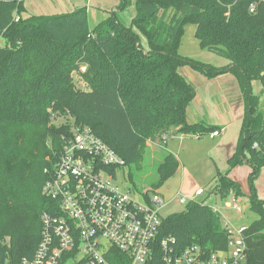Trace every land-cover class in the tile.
<instances>
[{
	"label": "trees",
	"instance_id": "16d2710c",
	"mask_svg": "<svg viewBox=\"0 0 264 264\" xmlns=\"http://www.w3.org/2000/svg\"><path fill=\"white\" fill-rule=\"evenodd\" d=\"M190 23L197 25L200 46L226 58V64L180 53ZM0 34L1 260L18 263L34 253L42 214L58 207L43 191L50 178L46 169L54 166L62 134L73 125L89 126L126 166L141 163L149 140L166 144V133L202 137L218 130L188 120L197 94L181 72L189 65L208 78L230 72L239 82L245 106L239 141L225 169L214 161L217 180L210 193L221 200L246 196L230 174L238 166L251 167V210L259 217L244 231L247 258L241 264H264V199L256 187L264 169V107L253 93L254 80L264 86V0H136L130 24L115 12L93 28L86 6L27 15L25 0H0ZM76 74L90 90L77 87ZM59 117L74 123L68 118L57 125ZM179 165L168 152L155 188ZM170 234L180 249L197 244L209 255L227 250L230 236L221 213L206 200H192L185 210L163 218L161 236Z\"/></svg>",
	"mask_w": 264,
	"mask_h": 264
},
{
	"label": "built area",
	"instance_id": "2783aa9c",
	"mask_svg": "<svg viewBox=\"0 0 264 264\" xmlns=\"http://www.w3.org/2000/svg\"><path fill=\"white\" fill-rule=\"evenodd\" d=\"M255 9L253 4L251 11ZM20 18L16 14L14 19ZM220 133L216 130L212 135ZM173 136L166 133L163 140ZM61 138V151L54 166L46 169L50 178L43 188L58 207L42 214L41 238L31 256L18 263L6 257L0 264H241L246 260L247 226L224 222L230 233L227 250L209 255L197 244L180 249L176 236H161L166 200L158 189L133 192L125 187L118 177L126 161L89 126L73 125ZM204 194L205 189L198 188L193 196L177 195L180 203H188ZM225 204L242 212L237 202ZM212 207L221 213L218 206Z\"/></svg>",
	"mask_w": 264,
	"mask_h": 264
},
{
	"label": "rangeland",
	"instance_id": "374dc122",
	"mask_svg": "<svg viewBox=\"0 0 264 264\" xmlns=\"http://www.w3.org/2000/svg\"><path fill=\"white\" fill-rule=\"evenodd\" d=\"M27 2L34 14L68 12L73 11L77 6H86L88 23L91 28L108 19L115 12L118 13L120 19L124 23L130 24L136 13V0H126L123 9H120L122 0H60L59 2L55 0H28ZM196 29V24L190 23L185 26V32L180 45V53L184 56H189L196 60L212 63L214 65L220 66L226 64L228 62L226 58L200 46V41L196 36ZM3 41V39L0 40L1 43ZM186 68L193 69L189 65H186ZM196 72L202 75L200 72ZM202 77L205 76L202 75ZM75 83L80 89H91L88 83L80 78L78 74L75 75ZM198 84L199 88H201L200 93H202L203 90L200 82H198ZM253 93L262 98L261 106L264 107V86L260 80L253 81ZM242 102L243 98H239L237 94L232 93V96L228 97L224 93H219L214 99L210 97L209 104L205 103L204 108H206L207 112L211 115L213 113L216 114V105L219 112H226V108L229 106L232 107L230 112L233 115L227 112L225 114L232 123L229 128L230 134L227 135V139L224 142L223 137L216 138L212 141L207 134L202 138H195L192 136L183 137L178 133V136L174 135L168 140L167 145L163 144L159 139L149 140L147 142V151L141 163L139 165L132 164L121 169L119 171V181L133 192L142 189L149 191L157 190L155 184L159 179V166L164 160L165 155L168 152H172L178 157L181 168L158 188L166 200L165 206L161 209V214L163 218H165L170 214L185 210L187 203H180L177 194L180 192L187 195L186 191L189 190L188 192L190 193L194 192L199 186L206 188L210 192L217 180L216 167L212 159L216 161L221 168L225 169V157L229 154L232 155L236 150L230 151V146L231 142L235 139V134L237 136V133L239 134L241 130L242 120L237 119V114L242 107ZM68 118L74 123L71 117ZM68 118L59 117L54 122L60 125ZM194 118L191 112L190 120H195ZM206 121L209 124L219 123L218 120L212 121L209 118H207ZM236 141L238 142L237 137ZM131 173L134 181L131 180ZM236 180L242 185L244 192L247 194L246 196L242 198L230 196L227 200H224V202L220 199L219 195L217 197L210 193V197L214 196V200L217 198L218 201L215 203L212 198L206 201L211 206H218L224 222L228 219L234 227H240L242 225L248 226L259 217L256 212L251 210L249 172H246V170H238L236 172ZM256 187L259 196H264V170L256 181ZM227 201H231L232 203L237 202L242 208V212L227 207L225 204Z\"/></svg>",
	"mask_w": 264,
	"mask_h": 264
},
{
	"label": "crops",
	"instance_id": "0c3cea01",
	"mask_svg": "<svg viewBox=\"0 0 264 264\" xmlns=\"http://www.w3.org/2000/svg\"><path fill=\"white\" fill-rule=\"evenodd\" d=\"M27 1L28 0H25V4H26V8H27V15H32L34 13L30 9L31 7L28 5ZM55 1L59 2L60 0H55ZM77 7H80V6H77ZM196 71H195V69H187L186 66L181 68V72L183 73V75L190 82H192L194 84V86L196 88V91H197L196 97L194 98V100L191 102V104L188 106V109H187L188 120L191 123L200 122V123H204V124H209L206 121L207 118H209L212 121L218 120L219 123H215V124H211V125H215V126L219 127L218 130L221 132L220 135L213 136L212 134H213L214 131L208 132L207 135H209V139L212 140V141H214L216 138H222L223 137V142H224L227 139V135L230 134V129L229 128H230V125L232 123V121L228 120V117L225 114H226V112L227 113H231L230 111H231L232 107L229 106L228 108H226V112H224V111L219 112V110L217 109L218 107L216 105L215 108H216L217 112H216V114L213 113L212 115L209 114V112H207L206 108H204V107H205V103L209 104L210 97L212 99H214V97L219 95V93H224L228 97L229 96L231 97L232 93H234V94L239 95V98L240 97L243 98L239 82H238L236 76L234 74L230 73V72L222 74V75H219V76H217L215 78H208L206 75H204V74H202L200 72V74L205 76V77H202V75H199ZM198 82H200V85L202 87V90H203L202 93H200V89L201 88H199ZM244 111H245V106H244V99H243L242 107H241V109H239V111H238L239 113L237 114L238 115L237 119H241V120L243 119ZM191 112L193 113V116L195 117L194 118L195 120H190ZM231 115H233V114L231 113ZM234 118H236V117H234ZM241 126H242V121H241ZM239 132H241V130ZM177 133L182 135L183 137H187V136H192V137H195V138H202L203 137V136L199 137L197 135H191V134H184V133H180V132H175L174 135L178 136ZM236 137H237V139L239 141L240 133L239 134L237 133V136L235 134V139H234L233 142H231L230 151H234L236 149V147H237L238 142L236 141ZM168 140H167L165 145L168 144ZM229 155L227 157H225V159H227L228 157L231 156V155L230 156ZM212 162H214L213 159H212ZM180 168H181V166L179 165L178 170H180ZM178 170H177V172H178ZM238 170H246V172H249V174H250L251 167L249 165H242V166H238L237 168H235L230 174V176L233 179H235V180H236V172ZM198 188H203V187L199 186V187H197L194 190V192H191V193L188 192L189 190L187 189L188 190V191H186L187 195L193 196L196 193V190ZM204 189H205V194L198 196V199H200V200H208V199L212 198L213 201L215 203H217L218 199L216 198L214 200V196L210 197V192L206 188H204ZM211 195H215V196L218 197V195H216L214 193L211 194ZM261 198L264 199V196H261ZM222 201H224V200H222Z\"/></svg>",
	"mask_w": 264,
	"mask_h": 264
}]
</instances>
